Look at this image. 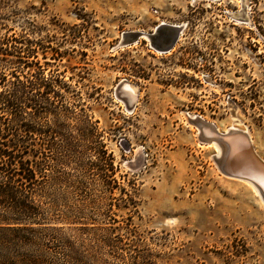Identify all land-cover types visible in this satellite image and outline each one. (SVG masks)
<instances>
[{
    "label": "rangeland",
    "instance_id": "374dc122",
    "mask_svg": "<svg viewBox=\"0 0 264 264\" xmlns=\"http://www.w3.org/2000/svg\"><path fill=\"white\" fill-rule=\"evenodd\" d=\"M158 25L182 28L169 52L155 47L166 26L119 46ZM0 37L29 41L69 88L33 125L49 145L46 192L73 211L0 264H264L263 204L217 170L186 117L246 131L264 159V0H0ZM122 80L137 86L133 110L115 96ZM100 144L113 193L89 165ZM109 226L113 248L79 230Z\"/></svg>",
    "mask_w": 264,
    "mask_h": 264
},
{
    "label": "trees",
    "instance_id": "16d2710c",
    "mask_svg": "<svg viewBox=\"0 0 264 264\" xmlns=\"http://www.w3.org/2000/svg\"><path fill=\"white\" fill-rule=\"evenodd\" d=\"M15 43L24 46L15 38L0 37V254L6 258L9 246H24L35 234L49 228L55 231L56 227L47 226L53 221H66L73 212L70 208L59 210L55 193L46 192L48 171H52L46 164L49 145L44 143L43 131L33 125L34 119L52 106L51 97L61 96L69 88L58 70L44 74L37 56L27 47L29 41L23 50ZM100 148L89 165L103 175L108 191L113 193L117 166L112 153L104 145ZM117 228L79 230L102 232L103 245L113 248L120 238L115 241L107 234Z\"/></svg>",
    "mask_w": 264,
    "mask_h": 264
},
{
    "label": "bare ground",
    "instance_id": "6f19581e",
    "mask_svg": "<svg viewBox=\"0 0 264 264\" xmlns=\"http://www.w3.org/2000/svg\"><path fill=\"white\" fill-rule=\"evenodd\" d=\"M141 34H144V36H141L140 38H145L146 34L145 33H141ZM146 38L148 40L147 36H146ZM136 89H137V86L134 84H131L129 81H127V84H125L121 89V95L125 98V100L127 101V103L129 105H133L136 103V99L138 96V92ZM186 117L194 119L197 116L186 114ZM198 118H200V120H202V118L200 116H198ZM200 120H198V119L195 120V121H197V123H196L197 126H194L197 129V131H196L197 137H198V135L199 136L201 135V137H203V138L205 137L206 139H211L212 133H211V130H209V128H207L208 124L201 122ZM202 121H205V120L203 119ZM205 122H208V121H205ZM210 124H212V123H210ZM213 126L215 128L216 133H218V134H225L228 131L241 130V129H238V128L232 126L227 131L222 132L215 125H213ZM244 132H246V131H244ZM246 134H247L248 139L251 143V146L254 150L253 151L254 155L261 161V163L264 164V159L261 158L259 156V154L257 153V151L254 147V144H253V140H252L251 136H249L250 134H248L247 132H246ZM230 137L232 138V141L230 144L228 143L229 144L228 147H225V145H222V144L218 145L215 142L206 143L208 146H210V147L213 146L215 149V154L213 156V159L215 161V166H216L217 170L226 178L237 180V181H240V182H243V183L249 185L251 187V189L253 190V192L258 196V198L260 199L261 203L264 206V171L255 164V162L252 160V158L250 157L249 154L246 155V151H244V149H245L244 145L241 144L238 137L235 134H232ZM228 153L231 157L227 160V165H226V164H224V161H225V156ZM218 159L220 161L219 166L221 167V169L224 167L225 170L226 169L227 170L233 169V170H238V171L242 170L243 172H245L248 175H251L255 178H260L259 180H261L262 182H260V181L259 182L261 184L260 186L262 187L263 191L260 190V188H258V186L254 182H252L251 180H247L244 178H238V177L223 174V172H221L219 170V168L216 164Z\"/></svg>",
    "mask_w": 264,
    "mask_h": 264
},
{
    "label": "water",
    "instance_id": "95a60500",
    "mask_svg": "<svg viewBox=\"0 0 264 264\" xmlns=\"http://www.w3.org/2000/svg\"><path fill=\"white\" fill-rule=\"evenodd\" d=\"M166 25H158L155 30H154V33L152 35H146L149 39H152V36H154L161 27H164ZM169 28V30L172 32V35L170 37L169 40H167L164 44L162 45H156V49H158L159 51L163 52V53H167L169 52L175 45V43L177 42V39L179 37V33L181 31V27L179 26H166ZM141 36H144V34H140V33H127L125 34L124 38L120 41L119 43V46H126L127 44H130L132 42H135L137 39H139ZM127 84V80H122L120 81L117 85H116V88H115V96L116 98H118L119 100L123 101L124 104H125V107L128 109V110H133V108L135 107V104L133 105H129L127 103V101L125 100V98L121 95V89L122 87ZM200 120V118L198 117H195L194 119H191V118H188V122L193 125V126H197L196 123L197 121L195 120ZM201 122H204L206 124H208V127L209 130H211V133H212V137L211 139H206L205 137H201V135L199 136L198 135V139L200 142L202 143H209V142H215L217 143L218 145L222 144V145H225V147H228V145L231 143L232 141V138L230 137L232 134H235L239 141L241 142V144L244 145V151H246V155H250V157L252 158V160L255 162V164L261 168L263 171H264V164L261 163V161L254 155V150L251 146V143L248 139V136L246 134V132L242 131V130H236V131H228L227 133L225 134H218L216 133L215 131V128L212 124L208 123V122H205V121H202L200 120ZM210 125V126H209ZM229 143V144H228ZM231 156L229 155V153L225 156V161H224V164L227 165V160L230 158ZM221 160V159H220ZM219 159L217 160V166L219 168V170L221 172H223V174H226V175H230V176H234V177H238V178H244V179H247V180H251L252 182H254L258 188H260V190L263 191L262 187L260 186V182H262L261 180H259L260 178H255L251 175H248L246 174L245 172H243L242 170H225L224 167L221 169V167L219 166ZM231 166V165H230ZM258 177V176H257ZM260 181V182H259Z\"/></svg>",
    "mask_w": 264,
    "mask_h": 264
}]
</instances>
